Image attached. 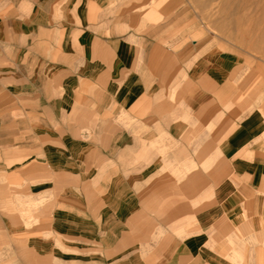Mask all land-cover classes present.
Masks as SVG:
<instances>
[{"label": "crops", "instance_id": "1", "mask_svg": "<svg viewBox=\"0 0 264 264\" xmlns=\"http://www.w3.org/2000/svg\"><path fill=\"white\" fill-rule=\"evenodd\" d=\"M165 0H0V264H264V72Z\"/></svg>", "mask_w": 264, "mask_h": 264}, {"label": "rangeland", "instance_id": "2", "mask_svg": "<svg viewBox=\"0 0 264 264\" xmlns=\"http://www.w3.org/2000/svg\"><path fill=\"white\" fill-rule=\"evenodd\" d=\"M147 3L155 0H144ZM181 14L173 31L184 40L220 49L240 48L256 60L251 69L264 72V0H165Z\"/></svg>", "mask_w": 264, "mask_h": 264}]
</instances>
